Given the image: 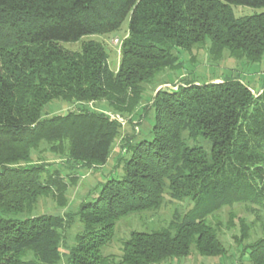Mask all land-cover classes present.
Returning a JSON list of instances; mask_svg holds the SVG:
<instances>
[{
  "label": "trees",
  "instance_id": "16d2710c",
  "mask_svg": "<svg viewBox=\"0 0 264 264\" xmlns=\"http://www.w3.org/2000/svg\"><path fill=\"white\" fill-rule=\"evenodd\" d=\"M231 6L264 10V0H0V264H171L192 247L204 258L226 256L209 219L227 209L233 227L235 207L264 211V90L253 94L235 79L160 89L150 101L151 139L123 144V177L65 217L28 215L37 197L67 189L58 174L42 177L29 152L66 139L76 167L104 165L118 135L114 121L87 109L43 117L44 106L104 101L133 113L147 85L181 68L177 50L208 42L214 60L226 51L264 67V11L235 18ZM126 18L115 72L98 42L73 52L62 46L114 32ZM169 202L190 208L175 209L161 230L131 232L119 256L102 254L118 221ZM74 221L82 230L62 254ZM238 225L235 263L264 264V237L250 240Z\"/></svg>",
  "mask_w": 264,
  "mask_h": 264
},
{
  "label": "rangeland",
  "instance_id": "374dc122",
  "mask_svg": "<svg viewBox=\"0 0 264 264\" xmlns=\"http://www.w3.org/2000/svg\"><path fill=\"white\" fill-rule=\"evenodd\" d=\"M231 9L235 18L248 17L264 11L246 6H231ZM127 31L128 18L114 32L87 36L77 43L62 46L73 52L79 51L81 44L86 41L98 42L104 46L108 55L109 67L115 72L119 65L120 46L127 36ZM209 50L208 42L203 46L194 45L189 52L177 50L181 68L173 71L166 70L157 76L153 85H147L137 111L130 114L116 113L109 109L104 101L53 100L46 104L42 111L43 117L63 115L69 111L77 112L84 109L104 113L118 125V135L113 142L106 163L91 169L78 168L69 160V142L66 139L56 142H40L31 149L29 152L31 164L43 166L45 173L42 177L58 174L67 184V189L62 194L53 189L52 193L37 197L28 215L65 217L66 214L75 213L82 202H92L108 179H121L124 161L129 158V153H126L123 144H128L127 140L137 143L151 139L153 111L150 109V101L152 95L160 89H176L182 80L197 83H220L224 79H235L246 84L253 94L264 90V67L262 65L249 64L243 58L235 59L226 51L219 59L214 60ZM189 208L190 205L187 202H169L160 209L131 214L122 218L115 224L113 239L110 245L102 250V254L119 256L121 244L129 238L131 232L149 233L161 230L169 224L175 209L183 212ZM231 213L234 217L233 227L229 226V210L227 209L209 219V222L217 227L219 239L227 252L226 258H204L198 255L192 247L187 258L178 263L171 262V264H236L235 260L239 258L240 250L234 243L233 237L239 238L240 220L246 225L243 233H246L247 238L250 240L262 238L264 237V211H252L250 206L240 205L231 210ZM81 230L82 226L77 221L66 229L60 248L62 254L67 252L66 248L71 246L75 234ZM228 259L230 261H227ZM61 264H64V258Z\"/></svg>",
  "mask_w": 264,
  "mask_h": 264
}]
</instances>
